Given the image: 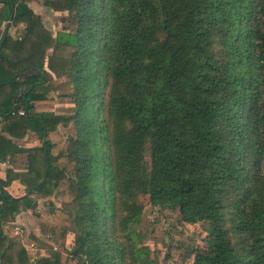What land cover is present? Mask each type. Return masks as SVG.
<instances>
[{"label": "trees", "instance_id": "16d2710c", "mask_svg": "<svg viewBox=\"0 0 264 264\" xmlns=\"http://www.w3.org/2000/svg\"><path fill=\"white\" fill-rule=\"evenodd\" d=\"M32 1L62 14L55 34ZM0 36L2 131L41 141L0 181L26 186L0 190L1 264L31 263L13 224L29 210L52 222L37 263L65 264L57 244L75 264H161L146 199L208 224L193 264H264V0H0ZM60 91L68 106L34 111Z\"/></svg>", "mask_w": 264, "mask_h": 264}, {"label": "crops", "instance_id": "0c3cea01", "mask_svg": "<svg viewBox=\"0 0 264 264\" xmlns=\"http://www.w3.org/2000/svg\"><path fill=\"white\" fill-rule=\"evenodd\" d=\"M30 7L33 9V11L39 15H41L45 25L47 28L52 30V32L55 34L58 29H55V24L48 21V18H51L53 15H58L59 12H54L53 10L49 9L48 7L42 5L41 3L32 1L30 3ZM7 22L3 25L2 30L6 31L8 28V24L6 26ZM60 29V28H59ZM11 33L13 35H19L20 29L19 28H11ZM28 72H25L23 76L28 75ZM66 91H60L57 93H51V97L47 100H40L35 102L34 111L35 112H58V109L62 107L68 106L66 98L60 97L61 93H64ZM60 130H63L62 127H59ZM5 135L7 138H10L14 145H16L20 151H17L14 153V155H7L6 159L1 160L0 159V181H5L9 174H17V173H25L28 170L29 164H28V156H29V150L40 146L41 141L38 138V136L32 132L27 131L26 135L22 138L17 137H11L9 133H3L2 131V124H0V135ZM9 150L7 148L0 149V153L8 152ZM4 189L6 190L9 195H11L14 198L22 197L26 194V186L21 182V179L14 178L10 184L6 186H0V190ZM55 206L54 207H46L44 204V200H39V209L40 210H48L52 212L55 207L59 206V197L55 198ZM16 219L13 222V224L19 227L26 228L27 235L22 238V245L25 248L28 256L30 257L31 263L30 264H40L37 263V260L39 258H46L49 256L48 251L45 248H42L38 246L36 240L34 237L39 238L40 240L53 244L49 239L44 237L41 233L40 228V222L47 221L49 223H52L50 220H48L45 216H40L38 213H34L33 211H24L19 214H15ZM16 233H18L16 231ZM20 235V233H18ZM71 241V238L69 239ZM69 248V245H67L66 248L55 244L54 249L60 250L63 255V261L65 264H74L75 262L70 259V257L67 255L66 249ZM66 250V251H65ZM74 262V263H73ZM1 264V263H0Z\"/></svg>", "mask_w": 264, "mask_h": 264}, {"label": "rangeland", "instance_id": "374dc122", "mask_svg": "<svg viewBox=\"0 0 264 264\" xmlns=\"http://www.w3.org/2000/svg\"><path fill=\"white\" fill-rule=\"evenodd\" d=\"M61 16L62 14L59 13L48 18V21L55 24V29L62 27ZM144 216L149 220L151 230L147 243L151 249L159 251L161 264H193V255L186 254L187 246L203 249L205 245L204 237L207 234L208 227L206 222L197 224L181 222L177 210L154 206L149 199L145 201ZM22 229L24 234H20V236L24 237L27 235L28 230L23 227ZM163 240L168 244L170 243V249L163 244ZM67 255L70 256L68 251Z\"/></svg>", "mask_w": 264, "mask_h": 264}, {"label": "built area", "instance_id": "2783aa9c", "mask_svg": "<svg viewBox=\"0 0 264 264\" xmlns=\"http://www.w3.org/2000/svg\"><path fill=\"white\" fill-rule=\"evenodd\" d=\"M0 45H1V36H0ZM18 114L23 115V114H24V111H23V110H20V111L18 112ZM15 230H16L18 233H20V234H24V230H23L21 227H19V226H16Z\"/></svg>", "mask_w": 264, "mask_h": 264}]
</instances>
